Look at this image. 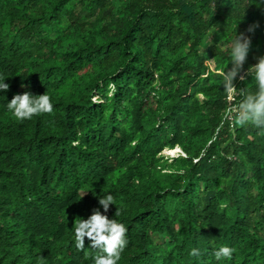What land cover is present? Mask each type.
Wrapping results in <instances>:
<instances>
[{"label": "trees", "instance_id": "trees-1", "mask_svg": "<svg viewBox=\"0 0 264 264\" xmlns=\"http://www.w3.org/2000/svg\"><path fill=\"white\" fill-rule=\"evenodd\" d=\"M236 30L247 72L261 0H0V264H93L72 229L107 194L118 264H264V130L226 118ZM25 92L52 111L17 120L6 104Z\"/></svg>", "mask_w": 264, "mask_h": 264}, {"label": "clouds", "instance_id": "clouds-1", "mask_svg": "<svg viewBox=\"0 0 264 264\" xmlns=\"http://www.w3.org/2000/svg\"><path fill=\"white\" fill-rule=\"evenodd\" d=\"M261 3H264V0H261ZM248 31H252V29ZM250 45L251 40L244 33L238 34L236 30V34L228 46L231 69H227L222 73L223 87L227 99H231L237 92L235 86L237 77L239 76L241 80L245 79V76H241L240 73L247 60ZM246 76L251 78V82H254L255 91L246 92L241 90L242 99L239 103L237 122L241 125H251L264 130V57H261L255 66L248 69ZM21 86L24 87L23 84ZM8 89L9 85L0 77V92L6 93ZM6 108L17 120L24 121L37 115L50 113L52 103L47 94L37 96L25 92L22 95L14 96L10 102H7ZM174 151L180 153L175 157L185 156L179 147L166 149L161 155L169 157L165 153ZM98 202L104 214H102L100 208H97L93 210L87 219L78 218L76 220L72 229L74 247L78 250H85V238H87L90 242L89 248L96 252V255L93 256V264H118L127 244V229L117 219H109L106 215L110 206L115 205V198L112 194L100 195ZM119 215L120 211L117 209L115 216L118 217ZM233 252L234 249L222 246L214 252V256L219 262L231 259ZM191 255L196 256L197 251L192 250Z\"/></svg>", "mask_w": 264, "mask_h": 264}, {"label": "built area", "instance_id": "built-area-1", "mask_svg": "<svg viewBox=\"0 0 264 264\" xmlns=\"http://www.w3.org/2000/svg\"><path fill=\"white\" fill-rule=\"evenodd\" d=\"M246 73V71H243L240 75L245 76ZM239 94L240 93L236 92L231 99H228V109L226 112V118L229 119L230 123H232L234 115L239 111L238 106L234 104Z\"/></svg>", "mask_w": 264, "mask_h": 264}, {"label": "rangeland", "instance_id": "rangeland-1", "mask_svg": "<svg viewBox=\"0 0 264 264\" xmlns=\"http://www.w3.org/2000/svg\"><path fill=\"white\" fill-rule=\"evenodd\" d=\"M180 154L179 151H176V152H167L165 153V155H169V157H175L176 155Z\"/></svg>", "mask_w": 264, "mask_h": 264}, {"label": "bare ground", "instance_id": "bare-ground-1", "mask_svg": "<svg viewBox=\"0 0 264 264\" xmlns=\"http://www.w3.org/2000/svg\"><path fill=\"white\" fill-rule=\"evenodd\" d=\"M174 152H176V151H174Z\"/></svg>", "mask_w": 264, "mask_h": 264}]
</instances>
